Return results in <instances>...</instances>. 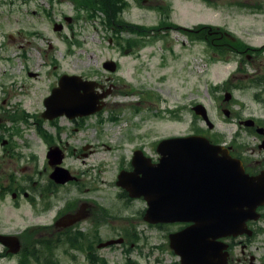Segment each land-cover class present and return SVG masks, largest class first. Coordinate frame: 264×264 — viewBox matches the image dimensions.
Wrapping results in <instances>:
<instances>
[{
	"label": "rangeland",
	"instance_id": "obj_1",
	"mask_svg": "<svg viewBox=\"0 0 264 264\" xmlns=\"http://www.w3.org/2000/svg\"><path fill=\"white\" fill-rule=\"evenodd\" d=\"M168 1L173 6L169 12L160 8H133L123 14L128 22L154 28L143 34L147 44L135 45L126 52L122 45L110 41L115 34L104 25L103 14L92 18L90 12L77 9L71 0H0V104H4L1 114L5 119L18 117L17 129L22 137L30 139L33 152L40 159L45 157L46 142L38 136L37 127L30 125L34 118L24 122L20 116L41 115L45 109L43 100L61 74H76L95 81L105 75L115 76L116 92L108 96L101 112L77 120L61 117L55 125L42 124L43 131L52 134L67 150L77 149L75 154H68L66 164L81 183L101 187L98 195L104 201L113 197L117 168L122 157L129 155L132 143L146 144L149 149L163 138L188 133L189 116L177 122L167 109L174 110L177 104L188 107L194 100L210 102L215 97L213 84L229 79L235 68V61L205 60L203 56L208 53L198 43L191 42L184 31L177 28L157 31L156 27L166 20L183 27L207 22L230 30V38H225L229 44L253 47L264 44V0H246L244 10L225 7L212 10L202 0ZM253 1L261 2L263 8L255 10ZM65 15L73 17L72 22L70 25L64 22L61 31L55 30V24ZM120 31L125 45L127 40L138 37L136 31ZM154 32L160 35H152ZM110 59L119 62L115 74L102 67ZM258 60L264 63V55ZM125 91L134 92L131 96L122 95ZM252 94H238L247 105L246 113L264 114V109L260 110L253 102ZM136 103H140L137 112ZM113 116L118 117L116 122L111 119ZM3 124L15 125L11 120H4ZM88 144L91 145L85 151L88 155L83 156L81 148ZM23 149L30 152L29 146ZM100 151L110 153L109 161L98 162ZM10 210L5 204L1 212L3 223L9 227L17 225L19 220L21 226L32 220L26 209L14 213ZM102 255L108 264L120 260L119 252L103 250ZM177 258L169 256L172 261ZM140 261L146 264L145 259ZM61 264L73 263L63 259Z\"/></svg>",
	"mask_w": 264,
	"mask_h": 264
},
{
	"label": "flooded vegetation",
	"instance_id": "obj_2",
	"mask_svg": "<svg viewBox=\"0 0 264 264\" xmlns=\"http://www.w3.org/2000/svg\"><path fill=\"white\" fill-rule=\"evenodd\" d=\"M202 1L212 10L220 7L244 10L247 7L246 0H226L224 4L219 0ZM95 2L98 7L104 2L110 3L122 11V17L133 8H160L164 12L173 9L168 0ZM253 3L255 10L263 8L261 2ZM72 19L65 15L58 22L64 26V22H71ZM166 21L156 29L171 31V28L177 27L171 20ZM181 28L191 42L198 43L208 53V56H203L205 60L235 61L236 64L229 79L213 84L215 97H211L210 102L194 100L188 107L177 104L174 110H168L169 116L176 118L177 122L189 116L190 131L177 136L196 135L207 138L212 145L221 147L231 158L241 162L248 175L264 184V114L246 113L247 105L238 95L252 92L253 102L260 110L264 109V63L258 60L264 55V44L258 47L229 44L225 38H230L231 31L225 26L207 22ZM136 32L138 37L127 42L147 44L143 38L146 28L137 27ZM111 41L119 43L117 38ZM114 80L115 76L105 75L95 81V93L101 96L99 104L103 108L108 96L116 92ZM201 103L205 104L209 119L193 109ZM2 108L4 104H0V264L3 261L16 264H61L63 259L73 264H108L102 255L103 250L119 252L120 260L117 264H142L140 258L145 259L146 264H182L172 248L171 236L193 222L151 221L152 218L148 216L149 192L148 196L134 197L118 181L121 171H134V160L144 161L145 170L157 166L161 161L157 144L148 149L146 144L132 143L129 155L122 157L117 168L113 197L104 201L98 195L101 187L88 182L81 183L76 172L66 164L68 154H75L77 149L67 150L52 134L43 131L42 124L55 125L61 117L48 120L43 117V112L35 117L25 114L23 121L30 122L34 118L30 125L37 127L39 135L35 134L46 142L45 157L40 159L33 152L30 139L22 137L20 129H17L18 117L3 118ZM4 120H11L15 125L5 126ZM130 140L134 142V139ZM28 146L29 153L23 149ZM90 147L88 144L81 148L83 156L88 155L85 151ZM56 170L65 173L67 179L55 180L52 175ZM146 183L149 184V181ZM156 191L157 194L164 193L154 190L151 196H155ZM164 199L162 196L159 202ZM5 204L11 207V213L26 209L32 220L24 226H21L20 220L13 227L7 226L1 214ZM255 212L256 219L247 222L249 232L219 238L228 245L226 264H264V203L258 205ZM111 241L113 243L107 245ZM171 255L179 258L172 261L169 259Z\"/></svg>",
	"mask_w": 264,
	"mask_h": 264
},
{
	"label": "water",
	"instance_id": "obj_3",
	"mask_svg": "<svg viewBox=\"0 0 264 264\" xmlns=\"http://www.w3.org/2000/svg\"><path fill=\"white\" fill-rule=\"evenodd\" d=\"M61 29V25H55V30ZM104 66L116 70L114 61ZM94 87L95 82L79 75L63 74L45 99L44 117L54 119L66 114L75 118L97 112L102 106L98 105L100 97ZM203 109V105L196 107L197 113L207 117ZM158 151L162 158L157 167L145 171V162L134 160L135 171H122L119 182L132 196H148L149 192L151 221L194 222L172 236V247L182 257V264H226L227 245L218 238L249 231L247 221L256 218V207L264 203V184L245 173L242 164L224 151V158L220 157L221 148L204 137L163 139ZM55 172V180L67 179L65 173ZM141 173L144 176L139 177ZM154 190L164 193L156 191L151 196ZM162 196L165 199L159 202Z\"/></svg>",
	"mask_w": 264,
	"mask_h": 264
},
{
	"label": "trees",
	"instance_id": "obj_4",
	"mask_svg": "<svg viewBox=\"0 0 264 264\" xmlns=\"http://www.w3.org/2000/svg\"><path fill=\"white\" fill-rule=\"evenodd\" d=\"M74 1H76L79 6L82 5L83 8L90 9L92 11L93 16L97 17L99 10H100L101 13L104 15V19L105 17L107 19L106 21L104 20L105 26H107L111 30L112 29L115 30L116 32H120V30L122 29L136 31L137 27H140L139 25L131 24V23H127L123 21L119 16L121 13V10L115 9L114 7L110 5V3L104 2L102 6L98 7L96 5L97 2H95L96 0H74ZM144 28H146V32L148 33H149V29H154V28H148V27H144ZM129 45H131V43ZM22 117H24V115Z\"/></svg>",
	"mask_w": 264,
	"mask_h": 264
},
{
	"label": "bare ground",
	"instance_id": "obj_5",
	"mask_svg": "<svg viewBox=\"0 0 264 264\" xmlns=\"http://www.w3.org/2000/svg\"><path fill=\"white\" fill-rule=\"evenodd\" d=\"M97 154H99L98 156V162L99 163H103V162H107V161H109V157H110V153L109 154H107L106 152H104V151H100V152H98Z\"/></svg>",
	"mask_w": 264,
	"mask_h": 264
}]
</instances>
